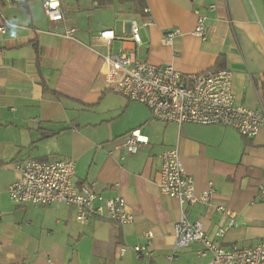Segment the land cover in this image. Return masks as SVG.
I'll list each match as a JSON object with an SVG mask.
<instances>
[{"label":"crops","instance_id":"0c3cea01","mask_svg":"<svg viewBox=\"0 0 264 264\" xmlns=\"http://www.w3.org/2000/svg\"><path fill=\"white\" fill-rule=\"evenodd\" d=\"M59 3L63 18L53 22L41 0H0V25L10 22L0 32V264H166L179 207L157 181L161 154L172 148L195 194L213 183L207 203L184 206L187 219L199 221L223 247L264 241V201L257 196L264 126L248 138L221 125L156 120L145 105L108 89L101 75V54L121 49L185 74L217 66L223 57L235 103L264 111V0H144L147 12L130 0ZM197 14L205 18L204 40L192 34ZM131 23L138 24L140 44L130 39ZM68 28L75 29L70 38L63 36ZM174 29L180 33L163 42ZM102 30L116 36L108 46ZM133 130L146 142L127 153L120 145ZM26 158L74 159V184L93 183L104 198L122 197L134 221L120 225L92 215L79 223L75 208L63 203L13 204L12 163ZM217 206L236 214V225L220 238ZM145 230L153 233L148 261L132 251ZM121 246L126 250L119 255ZM200 249L199 243L178 249L171 264H206Z\"/></svg>","mask_w":264,"mask_h":264},{"label":"built area","instance_id":"2783aa9c","mask_svg":"<svg viewBox=\"0 0 264 264\" xmlns=\"http://www.w3.org/2000/svg\"><path fill=\"white\" fill-rule=\"evenodd\" d=\"M41 2L49 21L55 22L63 18L59 0ZM214 8V5L209 6L210 10ZM143 11L147 12V9L144 7ZM204 19L202 14H197L192 31L201 40L208 33ZM7 26H10V22L4 19L0 32L5 33ZM74 32V28H68L63 36L70 38ZM179 33L178 29L169 31L162 40L169 43ZM129 34L133 43H141L138 24L131 23ZM115 37L113 30H102L99 33V38L107 46ZM101 59V75L105 86L131 101L145 105L153 119L177 125H221L248 138L255 136L264 126L263 110H253L235 103L232 72L225 67L213 66L200 72L185 74L171 64H152L137 59L123 49L116 53L101 54ZM145 142L146 138L138 130H133L123 137L120 146L127 153H135ZM161 161L157 181L159 191L177 200L179 207V217L174 225V244L166 256V264H171L176 258L178 249L193 243L201 245L198 253L207 258L206 264H264V241L249 246L233 244L223 247L206 235L199 221L190 222L184 206L198 201L207 203L213 183L209 182L208 189L200 195L195 194L193 178L185 171L175 148L163 151ZM12 170L15 178L7 192L15 205L48 206L63 203L75 208V220L79 223H86L92 215L120 225L134 221V216L128 211L122 197L104 198L95 190L93 183L80 186L74 184L75 160L72 158H26L12 163ZM257 196L264 201V183L258 187ZM215 210L221 215L215 231V236L220 238L227 228L236 225V214L222 206H217ZM152 237L150 230L141 233L143 241L132 247L137 259L151 260ZM125 250L126 247H119L118 254L122 255ZM47 264L58 263L48 261Z\"/></svg>","mask_w":264,"mask_h":264},{"label":"trees","instance_id":"16d2710c","mask_svg":"<svg viewBox=\"0 0 264 264\" xmlns=\"http://www.w3.org/2000/svg\"><path fill=\"white\" fill-rule=\"evenodd\" d=\"M97 2V4L99 5H106V4H110L113 0H95ZM131 2H133L136 7L140 10H143L145 4H144V0H130ZM223 57H219L218 61H217V66H223ZM53 96L55 97H59V94H57L56 92H52Z\"/></svg>","mask_w":264,"mask_h":264},{"label":"rangeland","instance_id":"374dc122","mask_svg":"<svg viewBox=\"0 0 264 264\" xmlns=\"http://www.w3.org/2000/svg\"><path fill=\"white\" fill-rule=\"evenodd\" d=\"M23 155V154H22ZM24 157V156H23ZM203 262H204V259H203Z\"/></svg>","mask_w":264,"mask_h":264}]
</instances>
